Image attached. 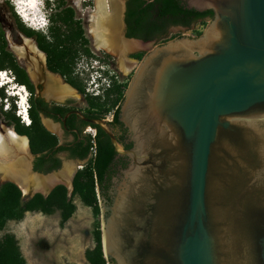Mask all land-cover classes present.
Wrapping results in <instances>:
<instances>
[{
    "label": "water",
    "instance_id": "1",
    "mask_svg": "<svg viewBox=\"0 0 264 264\" xmlns=\"http://www.w3.org/2000/svg\"><path fill=\"white\" fill-rule=\"evenodd\" d=\"M186 1L214 18L139 63L120 107L133 147L89 120L130 159L111 203L100 199L104 255L113 264H264V0ZM29 151L32 173L57 172H33ZM76 174L71 188L23 195L61 184L71 195Z\"/></svg>",
    "mask_w": 264,
    "mask_h": 264
},
{
    "label": "flooded vegetation",
    "instance_id": "2",
    "mask_svg": "<svg viewBox=\"0 0 264 264\" xmlns=\"http://www.w3.org/2000/svg\"><path fill=\"white\" fill-rule=\"evenodd\" d=\"M154 1L155 0H118L117 2L119 5L117 8V15L119 24L117 29H111L112 25L110 24L111 26H108L109 22H105V20L102 25L106 27V30L104 27H101V30H99L100 33H103L105 38H110V34L115 33L113 31L118 30V34L123 40L129 41L126 38L138 40L135 41L138 44L135 48L130 49L121 56V58H125L128 63L135 64L133 70L129 74H125L120 68V56L118 54H113L105 49L97 48V40L92 31V17H89L88 15L85 19H83L82 16L74 15L73 18L68 20V22H63V31L70 32V28H77V31H79L84 37L81 39L82 42L85 41V38H87L86 36L88 35H90L91 38L94 37V39L92 38L90 41L86 42H90L93 52H99L97 53L98 57L91 52L85 51L83 54L79 55L74 54V52L69 54L66 45H68L69 42L74 44L76 41L73 43L72 39L69 41L67 38L60 39L54 37L52 32L50 35H41L40 33L33 31L31 36H27L19 31L17 32V42L19 44L12 43L9 46L15 55L18 66L26 72L31 87L28 89L25 84H22L18 80L16 72L12 70L14 73V80L17 85H20V89H28L30 93L28 98L29 108L31 107L33 115L39 119L40 123L48 132L57 137L55 149L62 147L61 150L57 152L52 151L46 156L47 161L41 165L42 169L37 168L36 161L38 155H35L31 150L34 154V158L32 159L33 172H59L66 165V163L64 164V160H69L70 162L67 163L77 164L78 166V163L80 162H84L85 164L89 163L96 152L98 135L103 132L109 137L105 129L99 124L90 122L89 120L91 119H103L125 149H128L126 148L127 145L133 147L134 142L131 140L130 128L125 122L120 120V113L119 121H115L116 110L118 108L120 109L124 98L116 105H113L112 99L115 97V94H110L109 97L107 92L113 88L114 84L126 85L124 91L125 96L139 63L149 52L147 50L148 43L159 40V36L152 39H144L143 35H147L146 27L139 21L141 19L149 18V15L145 13V9L149 3ZM179 1L187 9H193L198 13L204 14L210 11L213 12L212 9L197 10L194 7H189L186 0ZM92 2L98 10L97 0H93ZM101 5V15L104 14L107 17H112L116 13L113 0H107L105 3L104 0H101ZM150 17L154 18L155 15L152 14ZM213 18L214 12L213 16L206 14L203 17H199L191 24V26L200 21H211ZM174 26L186 27L182 25H172L169 29ZM106 32L109 33L107 34ZM136 34L138 35L136 36ZM12 45H16L20 49L23 48L21 51L22 53H16L14 51V46ZM31 46L35 48L31 49ZM102 52L104 55L100 54ZM84 57H86L88 61L93 59L100 61L101 67H99V70L102 73V77L105 78V80L107 79L110 81L109 85H106L105 83L102 93L100 92L101 94H96L93 91V88L91 89L89 87L91 79L88 80L89 78H87L86 80L84 77L85 71L81 69ZM85 80L87 82L86 84ZM68 87L73 88L75 91L73 93L69 92ZM20 97L21 96H19V98ZM89 98H94V101L96 100L94 105L91 104ZM27 115L30 118L29 109ZM9 126L12 127L11 125ZM100 137L102 139L105 138L102 134ZM88 138H91V143L93 144L90 155L86 158H80L78 155H74V150L81 149L87 142ZM129 162L130 159L127 155L116 153V156L110 165L109 172L106 175L104 189L106 194H100L98 189L99 200L103 198L106 204L111 203L114 196L115 185L121 180L122 170L128 166ZM56 163L59 165L58 167L56 166V168L49 171L47 170L52 164ZM0 174L2 175L3 171L0 170Z\"/></svg>",
    "mask_w": 264,
    "mask_h": 264
},
{
    "label": "trees",
    "instance_id": "3",
    "mask_svg": "<svg viewBox=\"0 0 264 264\" xmlns=\"http://www.w3.org/2000/svg\"><path fill=\"white\" fill-rule=\"evenodd\" d=\"M56 10L55 17L60 26L52 28V35L60 39L67 38L69 41L72 39L73 43L76 41L74 44L69 42L66 45L69 54L73 52L77 54L79 48H83L85 52H89V49L85 47L86 39L84 42L81 41L84 37L77 31V28H70L71 33L62 30L63 22H68L69 19L73 18V10L70 7H62L59 2ZM145 13L149 15V18L139 20L146 27L147 35H143L144 39H152L156 36L162 39L167 36L169 27L172 25L190 27L199 17H203L206 14L213 16L212 11L203 14L193 9H187L179 0H155L147 5ZM152 14L155 15L154 18L150 17ZM17 29L27 36H31L34 31L22 23H19ZM8 47L9 43L6 33L0 23V71L7 68L14 70L18 76V80L29 89L31 85L28 76L24 69L18 66L14 53ZM125 88L126 85L114 84L113 88L107 92L109 97L110 94H115V97L112 99L113 105L122 101ZM4 90V87L0 85V94L3 98L8 99L9 95ZM89 100L92 105L95 104L96 100L94 101V98H89ZM18 111L14 104L12 108L3 111V115L18 133L29 137L31 150L35 155H38L36 161L37 168H41V165L47 161L46 156L52 151L57 152L61 150L62 147L55 149L57 137L44 128L39 119L33 115L31 107L29 108L31 118L29 124L22 120ZM119 113L120 109L118 108L115 116L116 122L119 121ZM101 134L105 136L104 139L100 137ZM92 146L91 138H88L81 149L74 150V155L86 158L92 152ZM130 147V145L126 146V148ZM116 153L110 137L101 132L97 138L94 157L86 167L77 172L74 178V188L71 195L69 194L68 187L62 184L56 186L48 196L36 193L32 197L23 195L20 187L14 182L7 181L0 184V231L6 227L9 221L23 220L28 212H40L52 215L59 211L60 224L61 226H65L77 210L74 199L75 197H79L86 206L92 208L94 217L96 220L98 219L94 230L96 246L92 249H87L85 253L88 264H113L114 261L107 260L103 251L102 228L101 220L99 219L101 217V207L98 189L100 194H106L104 191L106 175L109 172ZM56 166L58 167L59 165L57 163L52 164L47 170L56 168ZM0 264H29L21 250L18 238L13 233H6L0 238Z\"/></svg>",
    "mask_w": 264,
    "mask_h": 264
},
{
    "label": "rangeland",
    "instance_id": "4",
    "mask_svg": "<svg viewBox=\"0 0 264 264\" xmlns=\"http://www.w3.org/2000/svg\"><path fill=\"white\" fill-rule=\"evenodd\" d=\"M36 1L39 3L37 9L34 3ZM92 1L93 0H0V23L5 30L9 45L12 43L19 44L17 42V27L19 23L24 24L26 27L41 35H50L52 28L60 26V23L55 17L58 2L64 8L70 7L74 15L82 16L83 19H85L87 15L92 17L97 11ZM105 1L107 0H104V3ZM20 2H24V4ZM40 16H42L44 20L40 19ZM209 23L210 20L200 21L187 28L180 26L171 27L165 38L159 39L155 41V43H153L154 41L149 42L147 50L150 51L155 45L165 43L168 40L182 35L191 37L199 36ZM62 30H64L63 25ZM86 37V41H90L92 38L94 39V37L91 38L90 35ZM85 47L89 49V52L98 57L97 53L99 52H93L90 42H86ZM8 49L11 50L10 46ZM83 52L84 49L79 48V52L76 55L83 54ZM100 54L104 55L103 52ZM97 67H101L100 61L96 59L88 61L87 58L84 57L81 66V69L85 71L84 77L86 80L87 78H89L88 80L91 79L89 87L91 89L93 88L94 92L99 88L102 93L106 81L102 76H100L101 78H96L95 71ZM2 75L3 78L0 79V85L5 83V86H3L5 89L4 92L9 96L7 99L3 98L0 94V126H9L11 124L3 115V111L12 108L14 104L17 110L21 109L19 108L18 101H20V98L23 99V95L27 98V103H25L28 105L29 109L28 98L30 93L28 89H20V85L16 84L14 73L10 68L2 70ZM94 78L97 83L93 82ZM86 80L85 84L87 83ZM17 92L19 94H16ZM19 96L21 97L19 98ZM67 162L70 161L64 160V164ZM78 164L80 167H78L77 172L86 167L88 163L85 164L84 162H80ZM74 202L77 205V210L65 226H61L60 224L59 211L52 215L40 212H28L21 221H9L6 227L0 231V238L6 233L15 234L29 264H88L85 253L87 249H92L96 246L94 230L98 219L96 220L94 217L92 208L86 206L79 197H75ZM99 219L101 220V217H99Z\"/></svg>",
    "mask_w": 264,
    "mask_h": 264
},
{
    "label": "bare ground",
    "instance_id": "5",
    "mask_svg": "<svg viewBox=\"0 0 264 264\" xmlns=\"http://www.w3.org/2000/svg\"><path fill=\"white\" fill-rule=\"evenodd\" d=\"M118 0H113L115 5L116 13L112 17H107L104 14L101 15V0H97L98 10L92 15V31L97 40L96 46L99 49H105L113 54H118L120 56L119 66L125 74L131 73L135 64H130L125 58L121 56L129 51L130 49L135 48L138 44L135 41H125L123 40L117 31L110 34V38H105L103 33L101 35L100 31L102 25L105 22H109L108 26H111V29L116 30L118 27V15L117 8L119 3ZM19 3V2H18ZM23 3L24 2H20ZM36 9L39 7V3L36 1ZM32 9V7H31ZM107 17V18H106ZM40 24V23H38ZM111 24V25H110ZM102 25V26H100ZM100 26V29H99ZM110 28V27H109ZM106 30V27H104ZM107 34L109 32H106ZM105 33V34H106ZM111 33V32H110ZM109 37V35H108ZM109 39V40H106ZM27 43V41H26ZM28 44V43H27ZM29 46V45H28ZM35 47L31 46V49ZM14 51L18 54H21L22 49L18 46H14ZM117 55V56H118ZM99 77V76H98ZM101 78V77H99ZM22 91V90H21ZM68 91L73 93L75 90L71 87H68ZM16 94H19L18 92ZM21 102V112L24 114V121H26V113L28 114V105L26 104V96H22ZM26 102V103H25ZM28 119L30 120L29 116ZM30 151H29V139L26 135H21L17 133L10 126H0V170L3 171L1 179L10 180L16 183L24 194H27L31 191H38L47 193L49 189L59 183H66L71 188V182L74 174L76 173L78 167L77 164L66 163L64 168L59 172L49 174L47 176L33 174L31 172V163H30Z\"/></svg>",
    "mask_w": 264,
    "mask_h": 264
},
{
    "label": "built area",
    "instance_id": "6",
    "mask_svg": "<svg viewBox=\"0 0 264 264\" xmlns=\"http://www.w3.org/2000/svg\"><path fill=\"white\" fill-rule=\"evenodd\" d=\"M95 72H96V78H97L98 76H99V77L102 76L100 70H96ZM4 74H6V73H4ZM6 76H7V75H6ZM2 78H3L2 71H0V79H2ZM105 81H106V82H105L106 85H109V82H110V81L107 80V79H106ZM93 82H94V83H97V82H95V78L93 79ZM95 85H98V84H95ZM1 86H2V85H1ZM99 92H100V89L98 88L97 91H95V93L97 94V93H99ZM21 102H22V101H19L18 104L21 105ZM21 111H22V110L19 109L18 114H19L20 116H23L22 119L24 120V114H20ZM26 116H27V118H26V121H24V122H26L27 124H29V123H30V120L28 119V115H27V113H26Z\"/></svg>",
    "mask_w": 264,
    "mask_h": 264
},
{
    "label": "clouds",
    "instance_id": "7",
    "mask_svg": "<svg viewBox=\"0 0 264 264\" xmlns=\"http://www.w3.org/2000/svg\"><path fill=\"white\" fill-rule=\"evenodd\" d=\"M97 70H99V68L97 67Z\"/></svg>",
    "mask_w": 264,
    "mask_h": 264
}]
</instances>
